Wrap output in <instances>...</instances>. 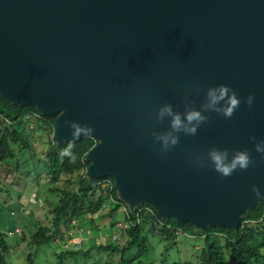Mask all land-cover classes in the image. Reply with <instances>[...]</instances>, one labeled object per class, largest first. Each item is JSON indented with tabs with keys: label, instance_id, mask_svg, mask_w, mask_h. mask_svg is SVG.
<instances>
[{
	"label": "water",
	"instance_id": "1",
	"mask_svg": "<svg viewBox=\"0 0 264 264\" xmlns=\"http://www.w3.org/2000/svg\"><path fill=\"white\" fill-rule=\"evenodd\" d=\"M221 84L241 100L233 117L205 113L195 136L180 133L161 155L151 133L169 121L156 123L159 107L183 112L190 95L199 109ZM0 95L56 116L57 144L94 138L88 178H113L131 209L237 231L264 197V0H0ZM65 120L85 127L73 137ZM212 147L230 158L247 149L254 164L221 177Z\"/></svg>",
	"mask_w": 264,
	"mask_h": 264
},
{
	"label": "trees",
	"instance_id": "2",
	"mask_svg": "<svg viewBox=\"0 0 264 264\" xmlns=\"http://www.w3.org/2000/svg\"><path fill=\"white\" fill-rule=\"evenodd\" d=\"M26 114L39 116L34 128H30L24 121ZM55 119L56 116H44L36 107L14 105L0 95V161L9 160L15 152L13 148L16 147L13 145L21 151H29L31 157L36 156L34 135L40 130L52 133ZM96 143L97 141L89 135L63 144H57L54 138L50 137L44 157L37 160L44 165V171H40L37 175L45 176L47 172L49 180L54 184L60 181L62 175L72 176L77 173L79 177L76 182L67 180L70 185L74 184L70 188L50 189L58 195V199L46 212L48 223L38 224L31 235V246L40 248L52 241L60 245L62 251L55 253L57 264H67L68 259L77 260L81 256L91 258L94 251L105 252L110 256L118 255L120 258L118 264H149L142 259V256L153 246L149 245V227H151L152 232L156 233L161 241L166 240L172 244L176 243L178 232H180L179 237L183 233L191 238H202L203 244L199 250L200 264H262L264 262V200L256 208L247 210L241 218L237 231L221 226L196 229L192 223H178L174 217L158 219L155 210L145 203L139 208L130 210L119 199L111 177L88 178L86 171L90 162L86 160V155ZM103 182H106L107 186H102ZM11 212L13 213L11 216L18 218L19 212H16V209H11L10 214ZM26 214L32 215L27 212ZM95 216L98 223L94 220ZM74 220L78 222L77 225L73 223ZM101 221L107 222L104 224L105 228L109 227L107 229H114L119 221L125 224V229L121 231L123 238L103 244L101 242L98 244L94 240L88 247L81 246L78 242H76L77 248L63 247V243L67 244L63 233L70 236V231L75 229L76 232L78 227L87 229L86 226H91V230L97 236ZM18 225L19 223L15 227ZM7 235L0 226L1 254L7 253L10 248L6 240ZM24 238L25 236L22 239ZM27 262L36 264L32 253L27 255Z\"/></svg>",
	"mask_w": 264,
	"mask_h": 264
},
{
	"label": "rangeland",
	"instance_id": "3",
	"mask_svg": "<svg viewBox=\"0 0 264 264\" xmlns=\"http://www.w3.org/2000/svg\"><path fill=\"white\" fill-rule=\"evenodd\" d=\"M53 135V131L46 133L42 130L34 135L36 156L31 157L29 151H21L13 145L16 147L13 148L15 152L9 160L0 161V226L8 234L6 240L10 246L7 253H0V264H28L27 255L30 253L34 255L36 264H57L55 253L62 251L60 245L53 241L40 248L30 245L31 235L37 225L48 223L46 212L58 199V195L50 189L70 188L74 184L70 185L67 180L76 182L79 177L77 173L72 176L62 175L60 181L54 184L49 180L47 172L45 176L37 175L40 171H44V165L37 160L44 157L48 149V141L50 137L53 138ZM11 209L19 212L18 218L11 216ZM26 212L32 215H25ZM17 223L23 235L21 233L10 235L9 232L14 231ZM103 223L102 221L101 224ZM149 232V245L153 246L142 256L144 261L149 264H200L199 250L203 244L202 238H191L182 233L176 243L172 244L166 240L161 241L158 235L152 232L151 227H149ZM22 236H25L24 240ZM122 238L123 235H120V240ZM93 241V239H85L81 246L88 247ZM76 242L79 243L80 240ZM71 246L75 247V244ZM119 259L118 255L110 256L105 252L94 251L91 258L81 256L77 260L68 259L67 264H103L105 262L118 264Z\"/></svg>",
	"mask_w": 264,
	"mask_h": 264
},
{
	"label": "clouds",
	"instance_id": "4",
	"mask_svg": "<svg viewBox=\"0 0 264 264\" xmlns=\"http://www.w3.org/2000/svg\"><path fill=\"white\" fill-rule=\"evenodd\" d=\"M253 102H254V96L250 94L247 97L246 103L249 105V107H251ZM240 104H241V100L238 98L237 93L232 88H230V86L225 85V84H221L219 86L208 88L206 91L204 100L200 104L199 109L193 106V101L191 100L190 95H186L184 98V102H183V108H184L183 112L174 110V107L171 103H167L159 107V109L155 113V121L158 124H162L167 119L169 121V127L164 131H160V132L153 131L151 135L154 138V142L158 143L161 146L160 151H161V155H163L167 153L168 151L172 150L175 146H177L180 143V135H179L180 133H183L186 136H195L198 132V129L201 126L208 123L210 120V117L208 115H205V113L214 112V113L220 114L225 119H230L231 117H233L235 110L239 108ZM27 115H33V117H35L34 114H26L24 116V121L28 123V126L30 128H34V124L39 119V116L34 119V123L31 127L30 126L31 122L25 120V117ZM64 125L65 127H69L72 130H74L72 132L73 137L80 134L82 128L85 127L79 124L78 122H75L72 120H65ZM89 131L91 130L89 129ZM53 134H54V129H53ZM250 139L253 142L256 141L255 136L250 137ZM255 150L256 152L260 153L261 158L264 159V140H261L260 142L255 144ZM230 151L231 150L227 148L221 150L217 147H212L207 152V157L211 163V166L214 168L216 172H218L221 175V177H229L233 174L234 171H237V170L247 171L254 164V160L252 159L247 149L236 150L232 152L231 158H230ZM199 167L203 168L204 165L201 164L199 165ZM86 174H87V171H86ZM102 186H107V183L103 182ZM252 191L257 197H262V194L257 186L253 185ZM263 200H264V197L262 201ZM123 204L127 208L129 207L124 202ZM148 207L151 208L149 205ZM136 208H139V207H136ZM129 209L134 210L135 207L133 209L129 207ZM12 214L13 213L11 212V215ZM155 214L158 219H162L157 215L156 211H155ZM96 217L97 216L94 217V220L97 221L98 223V220L96 219ZM101 222L99 224V232L97 236L94 235L95 232L91 230L92 228L91 226H86L87 229H83V227H78V229H76V232H75V229L73 230L76 236L74 240L75 241L76 239L80 240L78 244H82V242L85 239H93L98 244H100V242L103 244L104 242H107V241H118L120 239L121 231L125 229L126 225L122 224V222L119 221L116 224L114 229H109L110 231H107L106 229L109 227L108 226L107 228L104 227V224L107 222L103 223V225L101 224ZM73 223L77 225L78 222L74 220ZM16 228L20 229V226L18 225ZM14 231H10L9 234ZM21 232L22 230L20 229L19 233H14L10 235L20 234ZM179 233L180 232H178L177 234V239L179 238ZM63 234L65 236H68V234H65V233ZM65 236H64V239H65ZM63 247L68 248V249L74 248L71 246L67 247L66 244L64 245V243H63Z\"/></svg>",
	"mask_w": 264,
	"mask_h": 264
},
{
	"label": "built area",
	"instance_id": "5",
	"mask_svg": "<svg viewBox=\"0 0 264 264\" xmlns=\"http://www.w3.org/2000/svg\"><path fill=\"white\" fill-rule=\"evenodd\" d=\"M34 116L35 117H33V115H27L26 117H25V120L26 121H30L31 123V127H32V125H33V123H34V119L36 118V117H38V115H36V114H34ZM20 232V229L19 228H16L15 229V231L14 232H11L10 234H14V233H19ZM70 236H65V239H66V241H67V244H66V246L67 247H70L71 245H73V244H75V248H77L78 247V244L77 243H75V232L74 231H70ZM115 238V237H114ZM72 247V246H71Z\"/></svg>",
	"mask_w": 264,
	"mask_h": 264
},
{
	"label": "bare ground",
	"instance_id": "6",
	"mask_svg": "<svg viewBox=\"0 0 264 264\" xmlns=\"http://www.w3.org/2000/svg\"><path fill=\"white\" fill-rule=\"evenodd\" d=\"M152 204H156V203H154V202H152V201H150Z\"/></svg>",
	"mask_w": 264,
	"mask_h": 264
}]
</instances>
